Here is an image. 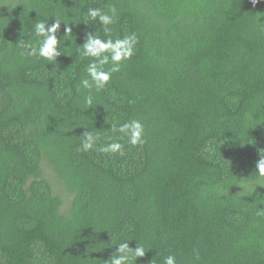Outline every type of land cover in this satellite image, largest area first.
Masks as SVG:
<instances>
[{
  "label": "trees",
  "instance_id": "1",
  "mask_svg": "<svg viewBox=\"0 0 264 264\" xmlns=\"http://www.w3.org/2000/svg\"><path fill=\"white\" fill-rule=\"evenodd\" d=\"M112 5L138 43L86 109L77 47ZM54 16L64 53L24 55ZM131 119L142 145L112 131ZM86 130L123 154L78 150ZM262 149L264 0H0V264H105L125 240L136 264H264Z\"/></svg>",
  "mask_w": 264,
  "mask_h": 264
},
{
  "label": "clouds",
  "instance_id": "2",
  "mask_svg": "<svg viewBox=\"0 0 264 264\" xmlns=\"http://www.w3.org/2000/svg\"><path fill=\"white\" fill-rule=\"evenodd\" d=\"M255 5L259 0H251ZM88 21H96L103 26L104 32L108 35L107 39H102L95 33L88 32L84 43L78 45L77 52L82 57L92 58L87 65L86 75L82 76L77 91H85L86 109L94 107L93 91L100 92L106 88L114 73L121 70L124 62L129 61L135 54L138 37L135 33L125 35L123 38L113 39L109 35L112 29L109 27L114 24L117 18V8L112 5L107 11L100 8H89L87 11ZM54 22L48 23V19L37 21L34 24V35L38 38L36 43L25 42L24 39L19 41L20 47L24 50L23 54L29 57H40L49 63H55L57 58L64 52L62 51L61 37L57 36L60 30L61 22L65 24V35L71 33L68 23L56 16ZM65 41V40H64ZM63 41V45H64ZM109 67H105L108 66ZM114 133L121 134V138L127 137L131 145H142L145 142L144 124L139 119H131L120 124L118 127L111 126ZM80 151L89 152L93 149L102 153H120L123 154V145L118 140L110 143L99 144L101 135L99 132L84 131L82 133ZM256 172L260 177H264V149L260 150V159L256 163ZM264 214V213H258ZM116 252L108 259L105 264H136L138 258L145 255V248L138 244L131 247L129 240L117 243ZM152 264V262H151ZM164 264H177L175 255L170 254L164 258Z\"/></svg>",
  "mask_w": 264,
  "mask_h": 264
},
{
  "label": "rangeland",
  "instance_id": "3",
  "mask_svg": "<svg viewBox=\"0 0 264 264\" xmlns=\"http://www.w3.org/2000/svg\"><path fill=\"white\" fill-rule=\"evenodd\" d=\"M45 168H46L47 174H49L48 176L52 175L53 170L48 165H46ZM58 190L60 192H62L63 198L65 200V204H64V209H65V208L69 207L68 204H69V201L71 200V196H70L69 192L66 190L65 186L59 187Z\"/></svg>",
  "mask_w": 264,
  "mask_h": 264
}]
</instances>
